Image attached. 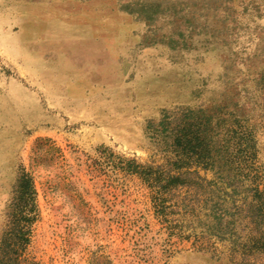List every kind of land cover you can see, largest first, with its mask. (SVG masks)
Wrapping results in <instances>:
<instances>
[{
	"label": "rangeland",
	"instance_id": "rangeland-1",
	"mask_svg": "<svg viewBox=\"0 0 264 264\" xmlns=\"http://www.w3.org/2000/svg\"><path fill=\"white\" fill-rule=\"evenodd\" d=\"M204 112L252 132L235 192L173 149L166 127ZM256 187L264 0H0V264H264Z\"/></svg>",
	"mask_w": 264,
	"mask_h": 264
},
{
	"label": "trees",
	"instance_id": "trees-1",
	"mask_svg": "<svg viewBox=\"0 0 264 264\" xmlns=\"http://www.w3.org/2000/svg\"><path fill=\"white\" fill-rule=\"evenodd\" d=\"M211 117L212 116H210L208 113L204 112L203 116L200 118V121L203 122L202 124H195L196 121L192 119L184 123L181 120H178L173 121L170 128L166 127V130L169 136L174 139V151H177L178 153H180L181 151V153L186 154L199 153V157L210 162L208 164V168L214 170V172L222 177V179L227 181L228 186L231 188V192H235L239 182L238 174H240L241 172V168L239 167V165H236L235 162H237V164H240V162L245 159L250 160V162L251 160L253 161L255 157L253 135L251 130L249 129L241 130L240 133L236 135H229V129H225V131L220 135L219 132L216 133L215 131H213L210 122ZM193 125H195L194 127H196V129L192 131V129L194 128ZM179 148H181L180 151ZM129 167L131 168L129 170L136 172L138 171L141 175H145V177L147 178L151 174L146 172V170L136 169V167L132 164L129 165ZM177 170H181V167L179 166ZM255 177L256 172L254 171L252 174L251 182H255ZM153 179H155L154 181H156L154 186L157 187V189H165L167 187L173 188L183 184V181L181 180L182 178L180 177L179 173L177 175L168 174L166 177H163V174L159 176L156 175L155 172V178ZM162 180L163 183L161 182ZM20 186L23 187L20 192L22 197L26 199V203L31 202V206L27 209L28 211H31L33 210L32 208L34 192L31 182L28 179H25L21 182ZM253 196L257 198L258 205H261L263 207L264 197L261 195V192H259L257 187L255 188ZM253 207L254 206L251 203L247 204V213L250 212V215H252L253 218H258L257 214H259L258 212L260 211L255 213L252 210ZM259 208L256 207L255 210H259ZM25 219L27 220V218ZM222 219L223 215H218L216 221H214L216 227L221 230L223 228H233L231 225V223L233 222H231L230 220L223 221ZM254 241L256 242L253 243H255L256 245L259 243V245H257L258 248H262V250L264 251V231H261Z\"/></svg>",
	"mask_w": 264,
	"mask_h": 264
}]
</instances>
